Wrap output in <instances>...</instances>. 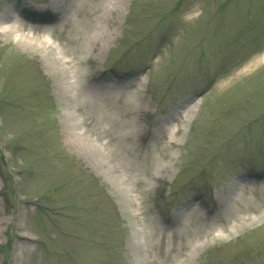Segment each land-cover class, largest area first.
Segmentation results:
<instances>
[{"label": "rangeland", "instance_id": "374dc122", "mask_svg": "<svg viewBox=\"0 0 264 264\" xmlns=\"http://www.w3.org/2000/svg\"><path fill=\"white\" fill-rule=\"evenodd\" d=\"M56 4L0 0V264H264V0Z\"/></svg>", "mask_w": 264, "mask_h": 264}, {"label": "bare ground", "instance_id": "6f19581e", "mask_svg": "<svg viewBox=\"0 0 264 264\" xmlns=\"http://www.w3.org/2000/svg\"><path fill=\"white\" fill-rule=\"evenodd\" d=\"M8 16H9L8 13H4L1 18L2 29H3L5 36H7L8 39H13L23 49H31L33 46L43 49L47 45V42H45L44 40L37 39V37L35 36L37 35L36 33L37 31H35L34 29H30L29 33L22 32L20 28L10 23L9 21L10 17ZM261 61H264V53L262 54ZM95 146L96 145H91L92 148H94ZM94 149L99 151L98 148H94ZM239 199L244 200L242 197H240ZM243 210L244 212H249V213L254 212V211H251L250 208L240 209L239 212ZM259 219L264 220V210L260 212ZM255 221L256 219L255 218L253 219L252 216H246L240 219L239 224H232L228 228H225V229L217 228L216 230H214L211 227V229L209 228L205 229L204 232L200 234H194L191 247H190V249L193 251L192 254H197V252H199L204 246H206L209 243L214 242L217 238L229 237L237 233L239 230L245 228L246 226L254 223ZM227 231L228 233H226ZM166 257H165V261H169L170 258L166 260ZM144 264H160V262L156 258L149 257L148 259L144 261Z\"/></svg>", "mask_w": 264, "mask_h": 264}, {"label": "snow or ice", "instance_id": "6c2138e0", "mask_svg": "<svg viewBox=\"0 0 264 264\" xmlns=\"http://www.w3.org/2000/svg\"><path fill=\"white\" fill-rule=\"evenodd\" d=\"M56 6L61 10L68 12L74 6V0H57Z\"/></svg>", "mask_w": 264, "mask_h": 264}]
</instances>
